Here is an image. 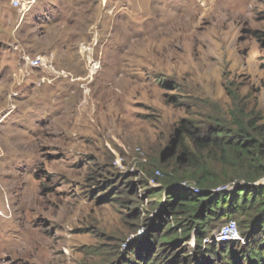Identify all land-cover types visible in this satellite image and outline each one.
<instances>
[{
	"label": "rangeland",
	"instance_id": "374dc122",
	"mask_svg": "<svg viewBox=\"0 0 264 264\" xmlns=\"http://www.w3.org/2000/svg\"><path fill=\"white\" fill-rule=\"evenodd\" d=\"M10 2L0 264H258L247 253L264 251V233L241 225L247 215L218 217L200 245L166 208L170 186L202 168L215 192L264 186V0H37L24 17ZM25 55H53L54 69L32 70ZM182 122L205 136L244 125L261 147L235 164L178 141ZM230 221L243 241L216 239Z\"/></svg>",
	"mask_w": 264,
	"mask_h": 264
},
{
	"label": "trees",
	"instance_id": "16d2710c",
	"mask_svg": "<svg viewBox=\"0 0 264 264\" xmlns=\"http://www.w3.org/2000/svg\"><path fill=\"white\" fill-rule=\"evenodd\" d=\"M240 127V133L227 132L224 130L211 132L208 136L199 130L197 127L189 126L186 122H182L180 129V137L178 141L187 138L192 146L197 151L215 149L225 154L234 155V163L244 160H251L249 157L250 150L261 147L259 142L251 139V135L247 132L246 127ZM193 155L185 148L181 152L182 161L192 162ZM181 161V160H180ZM253 165V163H250ZM258 168V166H255ZM263 175V174H262ZM260 174V176H262ZM259 176V177H260ZM194 179L193 182L197 185V191H189L184 189H176L180 183L174 182L170 187L172 190L167 192V208L166 216H171L179 220L181 224L187 223L186 227H190L186 232L196 230L198 242L201 245L204 238L207 237L210 228L209 226L219 218L246 216L247 221L242 222L246 228H252V233H264V186L256 187L253 185L242 186L234 192L227 191H212L218 186L217 178L210 174L209 170L202 168L199 172H194L190 175ZM250 182H255L257 177H250ZM181 183L184 181H180ZM169 187V188H170ZM257 216L251 224L252 218ZM162 223H166L161 219ZM160 234V232H159ZM161 238L158 235L154 238L156 241ZM164 240L167 237H163ZM250 240L249 238H247ZM226 243V242H225ZM256 247L250 249L247 253V259L250 262L264 264V251L261 250V245L254 244ZM222 255L232 257V250L228 245L224 244L221 247ZM208 255H216L215 247H210Z\"/></svg>",
	"mask_w": 264,
	"mask_h": 264
},
{
	"label": "built area",
	"instance_id": "2783aa9c",
	"mask_svg": "<svg viewBox=\"0 0 264 264\" xmlns=\"http://www.w3.org/2000/svg\"><path fill=\"white\" fill-rule=\"evenodd\" d=\"M37 0H11V6L19 10L22 16L24 17L30 10L34 7ZM25 65L30 69H45L51 70L54 69L53 66V55L51 56H31L25 55L23 58ZM157 175H160V172H157ZM151 184L156 183V177L150 180ZM180 189L189 190V191H197V185L195 182H183L177 185ZM216 239L219 241L222 239L225 241H243L242 236L239 232L238 224L235 221H230L220 229V231L216 235ZM220 242V241H219Z\"/></svg>",
	"mask_w": 264,
	"mask_h": 264
},
{
	"label": "bare ground",
	"instance_id": "6f19581e",
	"mask_svg": "<svg viewBox=\"0 0 264 264\" xmlns=\"http://www.w3.org/2000/svg\"><path fill=\"white\" fill-rule=\"evenodd\" d=\"M96 69H99V66H98V67H96ZM96 72H97V70H96ZM219 241H222V239H220Z\"/></svg>",
	"mask_w": 264,
	"mask_h": 264
}]
</instances>
